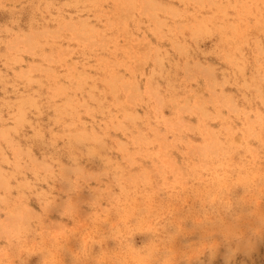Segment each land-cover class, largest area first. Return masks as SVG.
<instances>
[{
    "label": "rangeland",
    "instance_id": "obj_1",
    "mask_svg": "<svg viewBox=\"0 0 264 264\" xmlns=\"http://www.w3.org/2000/svg\"><path fill=\"white\" fill-rule=\"evenodd\" d=\"M0 264H264V0H0Z\"/></svg>",
    "mask_w": 264,
    "mask_h": 264
},
{
    "label": "bare ground",
    "instance_id": "obj_2",
    "mask_svg": "<svg viewBox=\"0 0 264 264\" xmlns=\"http://www.w3.org/2000/svg\"><path fill=\"white\" fill-rule=\"evenodd\" d=\"M88 138V139H90L92 142H93V144H95V148L94 149H92L90 152H92V153H97V152H99L100 150H99V144L100 143H98L99 142V140H97L94 136H92V135H87L86 133H81V134H79L77 137H75V139H73V142L71 143V148H74V149H77V145H78V143L82 140V139H84V138ZM80 150H83V151H85V152H89V149H83V148H80Z\"/></svg>",
    "mask_w": 264,
    "mask_h": 264
}]
</instances>
